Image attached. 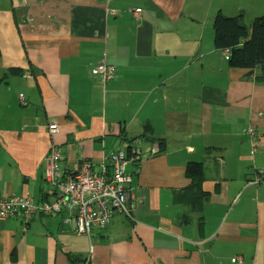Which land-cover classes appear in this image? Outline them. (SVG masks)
Here are the masks:
<instances>
[{
	"label": "crops",
	"instance_id": "obj_1",
	"mask_svg": "<svg viewBox=\"0 0 264 264\" xmlns=\"http://www.w3.org/2000/svg\"><path fill=\"white\" fill-rule=\"evenodd\" d=\"M224 2L0 0V196L52 201V143L65 173L98 172L123 143L144 154L126 170L131 218L90 237L66 211L0 221V264H264V188L247 183L264 169V83L214 44V16H236ZM101 62L116 68L104 85Z\"/></svg>",
	"mask_w": 264,
	"mask_h": 264
},
{
	"label": "built area",
	"instance_id": "obj_2",
	"mask_svg": "<svg viewBox=\"0 0 264 264\" xmlns=\"http://www.w3.org/2000/svg\"><path fill=\"white\" fill-rule=\"evenodd\" d=\"M140 10L133 12L139 18ZM225 59L229 57L227 49L222 50ZM90 75L102 85L116 78V68L101 62L92 67ZM23 103L22 96L19 97ZM57 132L55 125L48 126L49 136ZM249 137L254 138L253 129H247ZM158 147H151L149 153H157ZM255 152V150H253ZM144 157L139 146L123 143L121 150L111 153L102 160L98 172L93 170L89 161L80 162L73 172L65 173L61 168L62 155L57 145L52 143L48 152L45 181L54 189L52 201L35 204L29 196H0V221L18 218L29 222L38 215H56L68 212L76 234L91 236L94 230H103L111 222L114 213L131 218L128 207L129 193L127 185L131 177L126 170L129 164L140 161ZM250 184L264 188V169L257 170L250 179ZM70 215V216H69ZM71 217V218H70ZM231 262L242 264V257H233Z\"/></svg>",
	"mask_w": 264,
	"mask_h": 264
},
{
	"label": "trees",
	"instance_id": "obj_3",
	"mask_svg": "<svg viewBox=\"0 0 264 264\" xmlns=\"http://www.w3.org/2000/svg\"><path fill=\"white\" fill-rule=\"evenodd\" d=\"M213 30L215 46L229 51V67L256 71L254 80L264 83V15L255 18L250 27H247L241 16H226L218 12L214 16ZM161 145L162 143L159 144L160 147ZM186 176L191 181V187L200 191L205 180L203 165L189 163L186 166ZM249 182L250 180L247 183L250 184ZM207 197V193L201 192L199 200Z\"/></svg>",
	"mask_w": 264,
	"mask_h": 264
},
{
	"label": "rangeland",
	"instance_id": "obj_4",
	"mask_svg": "<svg viewBox=\"0 0 264 264\" xmlns=\"http://www.w3.org/2000/svg\"><path fill=\"white\" fill-rule=\"evenodd\" d=\"M231 7L236 12V16L243 15V23L250 27L252 23V15L261 10L264 6L263 4L257 0H225V2L221 5L222 10ZM240 7V9H238ZM235 16V15H234ZM260 17V16H259ZM214 20V19H213Z\"/></svg>",
	"mask_w": 264,
	"mask_h": 264
}]
</instances>
